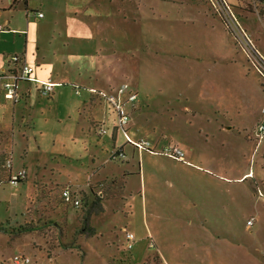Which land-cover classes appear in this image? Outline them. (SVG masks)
I'll use <instances>...</instances> for the list:
<instances>
[{
	"label": "rangeland",
	"instance_id": "1",
	"mask_svg": "<svg viewBox=\"0 0 264 264\" xmlns=\"http://www.w3.org/2000/svg\"><path fill=\"white\" fill-rule=\"evenodd\" d=\"M23 2L14 0L10 8ZM121 5L123 17L112 16L116 21L106 25L99 11L80 17L83 33L75 46L71 39L53 40L59 49L49 48L48 73L65 75L55 80H75L78 85H71L79 92L87 84L107 92L128 84L136 94L129 136L148 141L155 154L177 146L185 157L176 143L189 117L181 109L195 108L193 130L202 134L194 135L206 141L194 154L211 162L203 167L245 175L240 182H224L223 192L194 175L181 174L189 181L176 183L171 171H159L153 183L145 160L140 195L131 188L137 177L127 185L137 172L136 164H129L132 155H114L120 146L132 154L136 147L125 144L112 107L94 94L75 95L69 85L55 87L51 97L38 95L33 83L29 99L0 100V165L10 159L13 170L24 171L17 184L0 178V264H12L14 254L28 256L29 264H264V140L258 145L254 139V123L264 116V87L225 23L227 12L257 58L264 59V0H125ZM18 7L0 13V20L10 21L6 29H26L23 6ZM115 23L126 28L122 43L111 29L101 33ZM28 30L33 38L32 26L0 33V66L6 54L23 50ZM50 31L57 34L56 24ZM65 188L81 196L80 207L62 200ZM199 220H206L203 229ZM125 232L134 235L129 250Z\"/></svg>",
	"mask_w": 264,
	"mask_h": 264
},
{
	"label": "crops",
	"instance_id": "2",
	"mask_svg": "<svg viewBox=\"0 0 264 264\" xmlns=\"http://www.w3.org/2000/svg\"><path fill=\"white\" fill-rule=\"evenodd\" d=\"M14 0H0V7L3 9L0 11V13L4 12V11H8L9 14H11L12 10H15L18 6H23V10H24V18L26 20V29L30 28L32 26V34H33V38H31L29 35L31 31L28 30L27 33H25V41H24V48L22 51H15L13 52L14 54H24L25 60L28 64H30L33 68H34V76L40 79H47L50 78L52 81L57 82L58 84L55 85L53 87V89L51 90V92L46 95V97H51L54 94V88L55 87H64L69 85L71 87V89L73 90V86L74 85H78L75 80L68 81V82H63V80H55L56 77L57 79H61V76L64 78L65 75L63 73H59L60 75L58 76L57 74H55L54 77H52L50 73H48L50 70L52 71V69H49L47 67H45L44 64L47 63L48 58L47 54H49L48 52H50L51 49H49L50 47H54L53 49H59V44H55L53 43V40H60L61 42H63L65 39H71L73 40V45L75 46L78 41V38L82 36V31L79 27V22H80V17H84L85 15L90 16V14H92L94 12V14H97L96 11H99V15H102L104 18H102V21L104 20L105 25L106 22L109 23L110 20L116 21L114 18H112V16L116 17V16H122V8L123 6L121 5V3L125 0H100V3H96L95 0H59L61 1L60 5H57L55 3L56 0H54L52 2V0H39V4L38 7H29L28 2L29 0H27V2H23L22 5H18L16 8L11 7L10 5H12V2ZM95 2V4H94ZM94 4V5H92ZM18 7V8H19ZM101 8V9H100ZM124 10H126V7L124 6ZM37 11H41L43 16L41 18H37L36 17V12ZM1 18V17H0ZM33 23H35V25H33ZM56 24L57 27V34H53L51 30V26ZM116 24V23H115ZM0 25H1V29H0V33L5 31V30H11L13 31H19V32H23L26 29H24L23 27H10L9 29H6L9 25H10V21L8 18L0 20ZM112 26H105V28H103L102 30V34L107 33L110 29H111V33L114 37H116V35L119 33L120 39L119 41L122 43V40H125L127 38V31L126 28L123 26L122 28L120 27L119 24H116L115 27ZM29 33V34H28ZM38 34L34 35V34ZM100 34V35H102ZM30 37V38H29ZM102 37V36H101ZM98 38V37H97ZM37 39L40 41V43L37 41ZM44 42L47 43V45L44 44ZM79 43V42H78ZM72 44V42H71ZM39 51V54L36 55L35 52ZM11 53V54H13ZM5 54H3L4 56ZM9 54H6L4 56V58H6ZM39 59V60H37ZM75 61V60H74ZM44 66V67H43ZM7 64L4 60V64L0 66V73L3 72L4 70H7ZM58 72V71H57ZM57 75V76H56ZM2 76V75H1ZM4 79L3 77L0 78V81ZM106 80V79H105ZM35 84L36 86V91L39 95V91H38V85L36 82H22L19 84V91L21 93L20 96V100L21 101H25L27 99L30 98V96L32 95V91H33V87L32 84ZM73 86H72V85ZM120 84H117L115 86H112L109 89H114L116 87H118ZM86 89L82 90L79 92V94L77 95H81L83 94L84 96L86 95L88 98H90L91 96V92L89 91L90 89H94L93 86L91 85H85L84 86ZM75 93V89L73 90ZM161 94V93H160ZM56 95V92H55ZM76 95V93H75ZM170 100L168 99V101L170 102H178V99H176L175 97L169 96ZM2 98H0L1 100ZM138 100V99H137ZM136 104H130L129 107H126L127 111L130 113L132 111V109L134 108ZM195 109V108H194ZM191 109L190 107H188L187 105L183 106V109L185 112H182V116L184 115V117H188L190 118V120L187 118L185 119V122L182 126V128L180 130H182V132L184 133L183 136H179L177 137V141L176 143L179 144V146H181L184 150H185V160L184 161H180V160H175L172 158H169L163 154H155V153H148L147 155H144L142 153H138V150H135L132 154V150H130V153H127L128 151H125V148L123 146V152L125 153L126 158H128L127 156H131L132 158L129 159L132 162L129 161V164H136V174L131 175L129 177V180L127 179V185L130 183L131 179H135L137 177V182L135 181H131V188L137 192V193H142L143 191V179L145 176V169H143V165L142 163H145L144 161H147V164L149 162V170L150 175H151V180L153 183L158 182V180L156 179L157 176L160 174V172H167V175L169 174V172L171 171V177L174 179V181H176V183L180 182L183 184L184 181H189L188 179H182L180 176L181 174H187L189 176L194 175L195 177L193 178L194 180H198L197 176H199V180L203 181L204 184L208 183L209 185H211V190L216 189L218 190V186L220 187V189H222L221 192H223V183L227 182V183H234L236 181L240 182L243 178V176L245 174H240L239 171L237 170V172H233L232 174L238 175L237 177H235L234 175L232 176H225L222 174H219L218 172H216L214 169H209L208 167H203L204 165L202 164H209L211 165V162L208 160H202L200 158H197L198 155L194 154L196 151H201L204 148V141H206V139H204L202 136H198V135H194V134H202L201 133V129L200 128H196L195 131L193 130V119L196 117V110ZM264 108L261 109V112L263 111ZM201 112V111H199ZM184 113V114H183ZM196 113V114H195ZM201 114H203L201 112ZM131 115V113H130ZM260 117V116H259ZM261 119V118H259ZM258 119V120H259ZM257 120V121H258ZM256 121V122H257ZM130 122V121H129ZM255 125V123H254ZM198 127V126H197ZM222 127H224L222 125ZM227 127H229L227 125ZM189 135H191L190 137H188ZM193 135V138H192ZM263 143V142H262ZM261 144V143H259ZM258 144V145H259ZM132 147V146H131ZM130 154V155H129ZM156 159L157 161L154 162L153 159ZM150 160V161H149ZM13 165L11 162V173H15L17 170L21 169L18 168L16 170L12 169ZM187 169V171L185 170ZM174 173H177V175L174 176ZM249 174V173H248ZM163 176L164 173H163ZM181 178V179H180ZM164 181L167 180V184L170 185L171 184V180L169 177H164L163 179ZM244 180V179H243ZM131 189V190H132ZM192 219L187 218L186 222H188L189 225L192 224L191 222ZM206 220H199L198 221V225L200 229H203L201 227V224H205ZM188 225V226H189ZM187 226V227H188ZM153 242V244L155 245V250H157V244L154 243L153 240H151ZM158 252V251H157ZM159 254V253H158ZM160 256V254H159ZM161 257V256H160Z\"/></svg>",
	"mask_w": 264,
	"mask_h": 264
},
{
	"label": "built area",
	"instance_id": "3",
	"mask_svg": "<svg viewBox=\"0 0 264 264\" xmlns=\"http://www.w3.org/2000/svg\"><path fill=\"white\" fill-rule=\"evenodd\" d=\"M225 23L232 30L235 35L239 38V47L246 53L254 67L257 69L259 75L262 77L264 82V59H258V52L254 50L252 42L246 37V34L242 33L239 29V24L234 21L233 17L226 12ZM43 16L41 11L36 12V17L41 18ZM0 25V29H1ZM5 62L8 69L0 73V98L10 102H16L20 99L21 93L19 91V84L22 82H36L38 85V91L44 95H48L53 87L57 85V82L52 81L50 78L40 79L35 77L34 68L28 64L25 60L24 54H10L6 57ZM2 75V76H1ZM92 94L97 95L99 98L105 100L116 113L115 125L118 127L119 131L122 132V136L125 142L131 144L132 146L147 150L150 153H156L153 151L152 146L148 141L143 139H132L128 133L129 125V112L126 109V104H132L136 101V94L129 87L128 84H120L118 87L111 91H101L96 89L89 90ZM75 93H79L76 89ZM254 139L257 144L264 140V116L257 121L254 127ZM164 154L173 157L177 160L184 161V152L177 146H171L164 149ZM10 160L6 161L9 165ZM24 176L23 170H18L15 174L10 177L11 184H17L18 180ZM63 199L66 202L71 203L75 207L80 206L79 198L71 192L70 189L65 188L61 192ZM247 225L252 224V220H247ZM126 248L129 250L134 244V235L131 232L124 233ZM12 264H29L30 258L22 254H14L11 258Z\"/></svg>",
	"mask_w": 264,
	"mask_h": 264
},
{
	"label": "trees",
	"instance_id": "4",
	"mask_svg": "<svg viewBox=\"0 0 264 264\" xmlns=\"http://www.w3.org/2000/svg\"><path fill=\"white\" fill-rule=\"evenodd\" d=\"M240 50H241V52L244 54V57H245V61L250 65V67L252 68V69H254V71L256 72V74L259 76V78H260V85H262L263 87H264V82H263V79H262V77L259 75V73H258V71H257V69L254 67V65H253V63L251 62V60L249 59V57L246 55V53L241 49V47H240ZM7 101V100H6ZM125 144H128V145H130V146H132L131 144H129V143H127V142H125ZM123 146H125V145H123ZM133 147V146H132ZM136 150H137V148H135ZM114 155H115V157H121L122 155H123V147L122 146H120L119 148H116L115 149V152H114ZM8 160H10V159H6L5 161H4V163L3 164H1L0 165V178H10L11 177V160H10V163H9V165H7L6 164V161H8ZM16 173V172H15ZM19 181L21 182V178L19 179ZM4 183H5V181H3ZM8 183H10V180H9V182ZM71 192L73 193V194H75V192H73L72 190H71ZM78 198H79V200H80V206L82 205V199H81V196H79V194L77 195V194H75ZM61 198H62V200L63 201H65L64 199H63V197H62V194H61ZM65 203H68V204H70V206L72 205L71 203H69V202H66L65 201ZM79 206V207H80ZM72 207H73V205H72ZM75 207V206H74ZM76 208H78V207H76ZM86 219H87V217H85V222H86ZM83 229H84V226H82L81 228H80V231H83Z\"/></svg>",
	"mask_w": 264,
	"mask_h": 264
}]
</instances>
